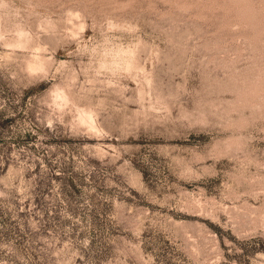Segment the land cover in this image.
<instances>
[{
  "label": "rangeland",
  "instance_id": "374dc122",
  "mask_svg": "<svg viewBox=\"0 0 264 264\" xmlns=\"http://www.w3.org/2000/svg\"><path fill=\"white\" fill-rule=\"evenodd\" d=\"M0 264H264V0H0Z\"/></svg>",
  "mask_w": 264,
  "mask_h": 264
}]
</instances>
